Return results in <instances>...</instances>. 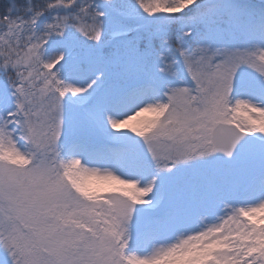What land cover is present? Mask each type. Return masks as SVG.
Returning <instances> with one entry per match:
<instances>
[{
    "label": "snow or ice",
    "instance_id": "snow-or-ice-1",
    "mask_svg": "<svg viewBox=\"0 0 264 264\" xmlns=\"http://www.w3.org/2000/svg\"><path fill=\"white\" fill-rule=\"evenodd\" d=\"M0 264H264V0H0Z\"/></svg>",
    "mask_w": 264,
    "mask_h": 264
}]
</instances>
